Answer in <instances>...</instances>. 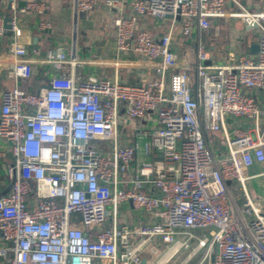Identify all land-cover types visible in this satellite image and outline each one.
Wrapping results in <instances>:
<instances>
[{
	"label": "built area",
	"instance_id": "2783aa9c",
	"mask_svg": "<svg viewBox=\"0 0 264 264\" xmlns=\"http://www.w3.org/2000/svg\"><path fill=\"white\" fill-rule=\"evenodd\" d=\"M104 5L117 9L116 49L159 61L162 78L178 65L173 33L154 36L139 28L143 18L183 19L182 33L189 35L194 27L209 29L214 18L240 17L259 32L257 55H240L235 65L214 63L197 38L195 95L185 70L170 74L169 92L162 78L123 84L63 72L38 92L4 90L0 137L10 142L14 162L7 168L10 189L0 196V256L6 264H96V258L150 264L178 245L173 257L203 251L196 264H264V207L246 187L248 169L264 165V103L250 92L264 88V13L244 7L229 13L225 0H134L130 14L118 0ZM74 6L82 12L93 7L85 0ZM27 10L43 12L42 3L28 2L19 12ZM17 13L8 24L12 52L23 60L9 75L28 79L33 66L24 60ZM5 20L0 15V36L8 31ZM46 59L63 71L68 55L50 51ZM153 111L156 127L139 136L150 137L145 152L153 148L157 155L136 162L139 140L121 145L119 116ZM126 202L147 219L122 223Z\"/></svg>",
	"mask_w": 264,
	"mask_h": 264
},
{
	"label": "crops",
	"instance_id": "0c3cea01",
	"mask_svg": "<svg viewBox=\"0 0 264 264\" xmlns=\"http://www.w3.org/2000/svg\"><path fill=\"white\" fill-rule=\"evenodd\" d=\"M31 1L42 3L43 12L35 10L19 12ZM85 1L90 2L93 7L91 10L82 12L76 10L75 0H0L1 16L7 18L18 11L19 25L23 29L21 41L27 48V55L24 60L29 61L33 66L30 78L11 77L9 71L23 59L15 56L12 52L13 37L11 32L7 31L6 34L0 36V107L4 90L18 87L26 91L38 92L47 86L53 76L60 72L72 76L76 80H82L89 76H100L117 80L123 84H144L162 78L157 70L161 67L159 61L146 60L134 50L119 52L116 49L117 31L114 20L118 14L117 9H108L104 5L105 0ZM133 2L134 0H118L119 7L124 14L132 12ZM224 6L229 13H237L241 7L250 12L264 13V1L259 0H225ZM182 23L183 19H178L173 23L171 18L162 20L143 18L139 22V28L149 30L154 36H162L170 30L173 33L171 45L176 54L178 65L174 69H167L163 74L165 92L170 90V74L176 70H185L188 71L191 91L195 95L197 38L202 39L208 53H210V60L214 63L235 65L240 55L247 54L251 57L257 55L255 46L259 42V32L257 29L248 28L240 17L214 18L210 22L209 29L199 30L194 27L189 35L182 33ZM50 51H63L68 55L63 71L57 70L53 67L52 62L46 59ZM250 92L264 103V88ZM232 121V118H228L227 124H231ZM240 122L241 119L237 118L236 123ZM156 125L157 115L154 111L143 118H127L123 112L120 113L119 137L121 145L129 144L135 137L140 143L136 162L156 157L157 154L153 148L150 154L145 152V142L149 141L150 137L139 136L140 132H150ZM211 136L213 139L219 138L214 134ZM13 162L14 157L10 151V142L0 137V196L6 194L10 189V177L7 175V168ZM133 169L134 167L126 172V178L133 176ZM263 172V164H254L248 169L250 178L262 177L264 176ZM124 185L127 187L128 183ZM254 199L256 202L262 200L257 194L254 195ZM142 219H147L143 211L134 208L131 203L126 202L120 205V221L122 223L133 224ZM195 244L196 241H193L192 246ZM158 246L162 250L166 249L161 243ZM191 253V249L181 250L168 262L171 264L178 260L176 264H183L191 256ZM202 253V250L194 253L187 264L192 262L196 264ZM144 255L145 258L149 256L148 254ZM95 263L106 264L99 258H96ZM0 264H6L1 256Z\"/></svg>",
	"mask_w": 264,
	"mask_h": 264
},
{
	"label": "rangeland",
	"instance_id": "374dc122",
	"mask_svg": "<svg viewBox=\"0 0 264 264\" xmlns=\"http://www.w3.org/2000/svg\"><path fill=\"white\" fill-rule=\"evenodd\" d=\"M246 184H247L246 185L247 190H248L250 196L252 197V200L254 201V203H256L259 206L264 207V204H263L264 203V176H262V177H257V176L251 177L250 179H248L246 181ZM231 187L233 189V192L236 195L237 194H240V195L242 194L241 192H239V191H237L235 189V186L233 184H231ZM256 194L259 195L260 198H262V200H257L258 202H256V200L254 199V195H256ZM240 202H241L240 204L244 203L242 200H240ZM195 232L197 234H204V232L207 233V230H205V231H203V230H197ZM161 257L157 261H156V259H154L152 261V264H159V261H160ZM177 261L175 263L173 262L171 264H176ZM163 264H170V262H164ZM191 264H193V262Z\"/></svg>",
	"mask_w": 264,
	"mask_h": 264
},
{
	"label": "bare ground",
	"instance_id": "6f19581e",
	"mask_svg": "<svg viewBox=\"0 0 264 264\" xmlns=\"http://www.w3.org/2000/svg\"><path fill=\"white\" fill-rule=\"evenodd\" d=\"M177 246L178 245H176V246H173L172 248H170L169 250H167L164 254H163V256L161 257V259H160V261H159V264H163L164 262H167L171 257H173L172 256V254L174 253V251H175V249L177 248ZM194 256V254L193 255H191L183 264H187L190 260H191V258Z\"/></svg>",
	"mask_w": 264,
	"mask_h": 264
},
{
	"label": "water",
	"instance_id": "95a60500",
	"mask_svg": "<svg viewBox=\"0 0 264 264\" xmlns=\"http://www.w3.org/2000/svg\"><path fill=\"white\" fill-rule=\"evenodd\" d=\"M5 21H6V27L8 28V31H9V28H10V26H9V24H8V22H9V17H7ZM258 48H259V45L257 44V45L255 46L256 51H258Z\"/></svg>",
	"mask_w": 264,
	"mask_h": 264
}]
</instances>
